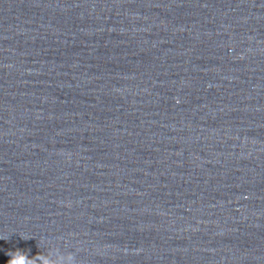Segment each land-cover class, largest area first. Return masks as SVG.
<instances>
[{"label": "water", "instance_id": "95a60500", "mask_svg": "<svg viewBox=\"0 0 264 264\" xmlns=\"http://www.w3.org/2000/svg\"><path fill=\"white\" fill-rule=\"evenodd\" d=\"M57 251L264 264V0H0V264Z\"/></svg>", "mask_w": 264, "mask_h": 264}, {"label": "clouds", "instance_id": "9594fccd", "mask_svg": "<svg viewBox=\"0 0 264 264\" xmlns=\"http://www.w3.org/2000/svg\"><path fill=\"white\" fill-rule=\"evenodd\" d=\"M8 264H32V262H30L26 256L17 252L13 255V258L8 262ZM42 264H77V261L73 254H62L57 251L52 252L51 255L45 257L42 260Z\"/></svg>", "mask_w": 264, "mask_h": 264}]
</instances>
